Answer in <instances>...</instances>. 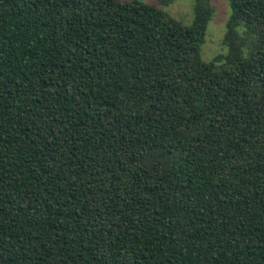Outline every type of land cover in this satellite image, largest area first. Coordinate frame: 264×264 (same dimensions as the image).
Masks as SVG:
<instances>
[{
  "label": "trees",
  "instance_id": "1",
  "mask_svg": "<svg viewBox=\"0 0 264 264\" xmlns=\"http://www.w3.org/2000/svg\"><path fill=\"white\" fill-rule=\"evenodd\" d=\"M229 1L206 61L211 0H0V264H264V0Z\"/></svg>",
  "mask_w": 264,
  "mask_h": 264
},
{
  "label": "rangeland",
  "instance_id": "2",
  "mask_svg": "<svg viewBox=\"0 0 264 264\" xmlns=\"http://www.w3.org/2000/svg\"><path fill=\"white\" fill-rule=\"evenodd\" d=\"M140 1L157 6L182 24L190 25L194 20L195 0H171L168 4H162L160 0ZM211 2L215 7V14L208 24L206 40L201 50L202 58L206 61L226 52L223 39L226 33V23L231 14L229 0H211Z\"/></svg>",
  "mask_w": 264,
  "mask_h": 264
}]
</instances>
